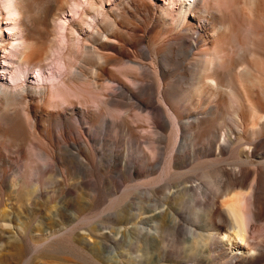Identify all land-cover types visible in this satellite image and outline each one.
I'll return each instance as SVG.
<instances>
[{
  "label": "rangeland",
  "instance_id": "1",
  "mask_svg": "<svg viewBox=\"0 0 264 264\" xmlns=\"http://www.w3.org/2000/svg\"><path fill=\"white\" fill-rule=\"evenodd\" d=\"M122 1H135L136 6L149 8V14L130 16L120 5ZM111 2L121 16L115 18L117 27L108 34L117 29L124 38L143 41L130 48L129 55L116 56L119 46L103 50L117 58L99 66L107 68L108 76L117 81L112 88L105 89L106 76L100 78V88L94 93L74 88L78 98L71 101L73 120L64 125L67 147L63 148L60 127L54 124L62 108L40 102V110L35 112L27 105L38 104L36 97L0 98V264H190L181 253L188 234L182 231L173 240L163 231L152 244L145 235L152 225L147 220L150 213L137 212L150 210L184 184H200L203 194L211 195L214 180L203 171H192L194 168L220 159V166L236 169L237 160H245V151L264 153V133L253 138L240 132L241 125L228 103L237 73L253 65L256 33L264 41V24L251 25L247 0H211L207 14L197 5L198 19L204 24L210 21L200 29L187 11L190 4L186 0H179V9L173 14L162 6V0ZM221 27L225 30L219 33ZM0 30H5L3 25ZM75 45L74 39L73 49ZM191 45L208 47L216 60L227 55L219 60L227 70L219 95L206 87L200 96L194 94L201 88L197 78L202 71L197 76L186 71L191 64L186 53ZM94 67L98 61L87 60L85 72ZM3 68L0 66V86L12 88L11 77L3 76ZM164 89L167 102L178 113V131L171 124L167 106L161 103ZM77 100L86 103L83 108H76ZM220 102L222 107L215 112ZM141 104L145 112L139 109ZM151 109L156 119L146 115ZM47 116L56 121L46 123ZM14 117L25 127L20 135L12 132ZM112 120L114 125L119 122L117 127L113 128ZM45 130L50 131L53 146L46 141ZM224 134L230 136L229 143L224 144ZM220 145L225 146L221 155ZM246 163L242 166L255 168ZM168 205L172 211L179 210L171 199ZM182 209L177 217L187 226L199 228L192 210L188 206ZM258 224L264 226V221ZM136 227L144 229L136 232ZM261 241L264 254V239ZM219 261L220 257L211 264Z\"/></svg>",
  "mask_w": 264,
  "mask_h": 264
},
{
  "label": "bare ground",
  "instance_id": "2",
  "mask_svg": "<svg viewBox=\"0 0 264 264\" xmlns=\"http://www.w3.org/2000/svg\"><path fill=\"white\" fill-rule=\"evenodd\" d=\"M110 1L0 0V5L4 7L3 11L0 10V26L3 25L5 28L4 31L0 30V50L2 49L0 59L4 60V63L0 62V66L4 67L3 76L10 75L12 81V88L10 85L0 86V98L26 100L28 97H36L38 104L27 105L35 112L40 110V102L47 106L62 108L58 121L53 116H47L45 122L49 124L57 122L54 124L60 127L63 148L69 145L66 140L68 132L64 125L73 120L75 107H72L71 101L78 98L74 88L94 93L100 88V78L105 76L107 77L105 89L112 88L113 83L117 81L108 76L107 68L100 69L99 66L111 64L117 58L106 55L103 50L113 51L119 46L116 56L129 55L130 48H135L136 43L143 41L140 37L136 42L124 38L117 33V29L108 34L111 28L117 27L115 18L121 16L112 8L113 4ZM186 1L190 4L188 6L193 8H188L187 11L191 12L190 16L194 17L196 26L200 29L209 25V20L204 24L198 19L194 8L201 4L204 13L207 14L211 8V0ZM162 3L168 12L177 13L179 0H162ZM246 3L251 25L262 26L264 0H247ZM121 4L130 16L149 14V8L136 6L135 1L126 3L122 1ZM224 30L221 27L218 32ZM250 30L253 32V27H250ZM74 39L75 49H73ZM102 39L105 41L102 42ZM255 39L257 45L252 52L253 65L237 73L228 94V103L241 125L240 132L249 134L253 138L264 133V41L261 40L259 33H256ZM193 47L191 45L186 52L191 59L186 71L192 76H197L202 71L201 76L197 78L202 84L201 88L194 94L200 96L203 92L202 88L206 87L211 94L219 95L218 88L222 86V80L227 74L226 67L219 60L226 59L227 55H222L216 60L211 56L212 52L208 47L203 49ZM193 49L199 51L193 52ZM91 58L98 61V67L86 73V61ZM130 63L141 66L137 62ZM117 72L121 74L120 71ZM170 87L168 85V89ZM160 94L161 103L167 106L171 113L169 114L171 124L178 131V113L167 102L165 89ZM223 99L224 97H221V100ZM77 102L79 106L76 108H83V104H86L81 100ZM216 106L215 112L222 107L221 102ZM143 107L142 104L139 106L141 112H145ZM146 115L156 119V112L152 109L146 112ZM12 120H15L11 128L12 132L17 135L24 133L25 127L21 119L14 117ZM154 123H157V120H154ZM111 124L115 128L119 122L114 125L115 120H112ZM45 132L47 134L50 131L45 130ZM223 137L224 144L231 141L229 135L224 134ZM45 139L51 146L53 141L51 135L47 134ZM224 147L218 146L219 155L223 154ZM244 153L245 160H237L234 166L236 169L222 167L220 159H216V164L213 162L206 167L192 170L203 171L204 175L214 180L216 188H211L213 191L210 192L211 195L203 194L200 184L195 186L184 184L175 193L164 195L163 200L150 210L141 209L137 212L141 215L150 213L147 220L152 225L145 230V235L153 240L152 244L160 238L163 231L168 232L173 240H177L184 231L188 236L184 240L181 253L183 252L188 259L187 263L211 264L220 257L217 264H261L264 261V254L259 242L264 239V226L258 223L264 221V153L250 154L246 151ZM75 157L78 159V155ZM250 159H256L258 162H252ZM244 163L254 165L255 168H245ZM170 199L179 208L177 212L168 207ZM185 206L195 214L197 219L195 222L199 228L187 226L177 217ZM65 209L68 210L67 207ZM143 229L136 227L135 231L141 232ZM226 248L229 249V253Z\"/></svg>",
  "mask_w": 264,
  "mask_h": 264
}]
</instances>
